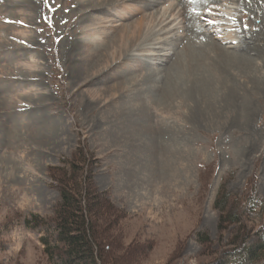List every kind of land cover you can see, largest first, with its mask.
Masks as SVG:
<instances>
[{"label": "rangeland", "instance_id": "1", "mask_svg": "<svg viewBox=\"0 0 264 264\" xmlns=\"http://www.w3.org/2000/svg\"><path fill=\"white\" fill-rule=\"evenodd\" d=\"M81 1L86 0H0V264H54L41 240L54 247L53 223L66 191L62 180L70 183L74 196L81 191L82 197L85 191L96 196L95 215L87 214L98 233L97 239L91 235L98 246L97 264H245L243 247L260 245L264 223L259 206L264 205V99L250 95L258 113L247 128L235 118L237 111L193 122L190 114L200 111L201 103L175 104L164 93V78L157 83L161 90L154 93L153 107L141 114L140 104L130 105L125 90L116 86L118 80L110 77L114 71L104 70L105 54L86 75L78 74L81 49L75 52L73 47L86 40L84 29L92 30L93 22L104 32L120 25L114 19H84L95 4L82 8ZM249 1L242 9L236 0L217 2L236 4L231 20L242 40L236 48L207 33L196 14L183 19L188 7L173 4L171 10L192 36L170 56L181 28H175L177 19H169L173 24L168 33L160 26L162 19H156L154 31L163 35L153 54L171 49L156 67L173 73L180 59L189 63L185 54L190 51L193 66L211 62L220 67L223 79L241 85L244 79L227 67L226 56L264 58V53L255 56L258 39L257 44L248 42L259 33L264 38V0ZM139 18L125 24H136ZM149 31L145 28V34ZM97 92L102 95L98 101L93 96ZM125 109L129 111L123 117ZM133 116L148 117L144 133H137L139 126L133 124L131 133L118 132L116 125L128 124ZM145 139H153L154 146L132 145ZM80 149L82 159L74 161ZM248 149L252 151L246 153ZM221 188L230 196L226 213L237 223L222 224L227 215L215 204ZM33 215L47 225L27 229L25 220L33 222ZM64 252L65 247L58 256L65 257Z\"/></svg>", "mask_w": 264, "mask_h": 264}, {"label": "bare ground", "instance_id": "2", "mask_svg": "<svg viewBox=\"0 0 264 264\" xmlns=\"http://www.w3.org/2000/svg\"><path fill=\"white\" fill-rule=\"evenodd\" d=\"M209 1H210V4H215L219 2L217 0H208L206 2H209ZM236 1L242 7L243 5H246L247 2L248 3L250 2L249 0H236ZM176 2L179 5H187L189 3V0H176ZM90 4L91 5L95 4L94 6H91L92 14L86 15L87 18L85 17L84 19H114L112 22L116 24L118 23L120 25L117 30L112 31V29H108V30H105L106 32H104V31H101L99 26L93 22L91 24V28H93L92 30L88 32L86 29H84L83 34L85 36L83 37H85L86 40L75 43V47H73L75 52L78 51V47L81 49V52H80L81 62L77 64L79 75L81 74L86 75L89 66L96 60V58L100 56V54L103 53L106 55V56L104 55L105 57L104 61L107 63V65L105 62L103 63L105 66L104 70L110 67L111 71L112 72L114 71L113 74H110V77L112 75L114 80L116 81L118 80L117 82L118 84L116 86L125 90V96L129 100H131V102H133V103L129 102L130 105L134 103L140 104L139 106L141 107V111H143L141 114L143 115L145 114L148 108L153 107L154 105L153 98L155 96L154 93L160 92L161 90V85L160 87H158L157 85L158 81L161 80V82L163 83L165 81L164 78H166L167 83H166V88L164 89V93L168 97V99H171L172 97L173 102L175 104L176 102L182 104V101L191 102L190 105L193 102L197 104L201 103L199 106L200 111L194 112V114H190L192 115L191 120L193 122L199 121L200 119H203V120L210 119L208 117H213V116L215 117L219 115L220 112L222 113V111L224 113H227V115L230 113L233 114L235 111H237L235 113L236 115H234L235 118L237 120L239 119L241 121H244L243 124L245 126L248 125L252 121L253 118H255L256 113L258 112L256 110V105L249 97L250 95L257 96L259 101L261 99H264V58L263 60L260 61V59L258 58L251 57V55L253 54L247 56V54L245 53V55L236 56V54L233 55L232 52H230L229 55L226 56L227 61H229L228 62L229 66L227 67H231L234 71H236L240 75L241 78L244 79L241 85H238L236 82L231 80V78L223 79L224 76L222 75L224 73L223 74L221 73L222 71L220 67L215 66L211 62L207 66H205V63L203 65L198 64V65L193 66V64H195L196 62V59L193 58L194 56L189 54L190 51L185 54L187 56V59H190L189 61L186 59L189 63H186L183 59L182 61L180 59L179 62L177 63L178 61L177 59V61H175L178 64L177 69L176 71L173 70L174 71L173 73L172 72L170 73L169 72L170 69L169 70L167 68L160 69L162 67H159V68L156 67L157 65L155 64V62L161 60V58L163 57L168 56L171 49H166V50L161 49L162 51H158V53L162 52L161 54H158V53L156 55L153 54L155 50L153 48L155 46V41H157L158 38L163 34L161 31L159 32L154 31L152 24L156 25V19H162L160 23L162 30L167 29L168 33H170V26L173 24V22H170L169 19L173 18L176 21V19L179 18V16L173 13V11L171 10L172 8H175L173 6L172 0H86V1H81L82 8H86V6L87 5L89 6ZM225 5L229 6L233 4L225 3ZM163 6H166L164 10L160 9V11H158L156 14L149 13L154 8L156 7L162 8ZM226 8L230 10L235 9L233 7H226ZM183 10L184 9H182L181 12ZM216 11H218V9ZM178 14L180 15V12ZM99 15H102V17H100ZM188 16H189V10L188 12L184 13L185 18H188ZM138 17H140L139 18L140 20L136 24H133L131 26L125 24L126 22L131 23L132 19H136V18L138 19ZM146 19L148 20V22L146 21ZM212 19H215V18H212ZM110 27L112 28V26ZM102 28L106 29V27H102ZM145 28L150 30L149 35L145 34ZM194 28L195 27H193V30ZM109 30L112 31L111 34L109 33ZM115 31L118 32L116 37H114L113 35ZM186 36L188 37L189 35L187 34ZM256 38L258 39L257 42L259 44L256 46L254 51H255V56L259 57L260 55L264 53V50L261 49V44H264V38L262 37V35H260L259 33V36L256 35L255 39L252 38L249 41L248 40L247 41L250 42L249 44L251 43L255 44ZM227 39L231 40V42L233 43H235V40H236V38L232 36L228 37ZM243 45H246V43ZM194 47L196 48V45ZM201 47L202 46H200V48ZM195 48L193 49L194 51H195ZM262 48H264V46ZM213 49L215 50V48ZM252 52L253 51L250 50L248 54ZM194 53H197V50ZM201 53L200 51L198 52V54H201ZM162 54H164V56H162ZM202 57L204 58V56ZM199 58L201 57H198L197 59ZM209 59L207 58L206 62L211 61V58ZM254 59L259 60V61H256ZM123 66L124 67L126 66L127 69H124L125 71H120L119 69L123 68ZM202 72L203 74H201ZM178 75H179V78L177 77ZM93 96L98 101L100 99L99 97L102 95H101V92H97ZM192 105L194 106L195 104L193 103ZM194 108H197V106L193 107V109ZM125 110L124 112H122L124 115V116L122 115L123 117H125L126 112L129 111V110H126V111ZM193 111H196V110H193ZM128 115L129 114H127V116ZM139 116L138 118H136L137 116L131 117L134 122L132 120H128L129 121L128 124L121 123V124L116 125L117 127H119V129L117 128L119 130L118 132L121 131V132L131 133V131H128V129L133 124V125L139 126V127H135L137 129V133L138 131L144 133L145 129L148 128L149 119L148 117L139 119ZM152 140L153 139H147L146 142H143L141 140L142 142L141 144L137 145L135 142H133L132 145L135 147L139 145L149 146V147L154 146L153 145L154 143L152 142ZM251 151H252L251 149H248L246 153L251 152Z\"/></svg>", "mask_w": 264, "mask_h": 264}, {"label": "trees", "instance_id": "3", "mask_svg": "<svg viewBox=\"0 0 264 264\" xmlns=\"http://www.w3.org/2000/svg\"><path fill=\"white\" fill-rule=\"evenodd\" d=\"M82 155V149L78 152L76 151L73 155L74 161L82 159ZM79 168L80 167H77V169ZM62 181L66 187V191L62 193L61 210L56 212V219L53 223L54 229L57 231V235L54 240V247L50 244L48 239L41 240L43 245L46 247L45 254L52 259L51 261H53L54 264H97L98 250H96V248H98V246L93 242L91 235L93 234L94 238L97 239L98 233L93 226V222H91L88 218V214H94L95 210L98 208L96 196L85 191V195L82 197L83 191H81L82 193L77 192L75 197L71 190H69L70 183L65 180ZM220 190H222V188ZM83 201L85 202V206L82 204ZM237 201L238 199L236 198L233 203ZM215 204L219 211L227 215L226 210L229 208L230 204L229 194L223 190L219 191ZM259 204L260 208L263 210L264 205L260 202ZM255 206L256 205L253 202L250 204V208L252 210L255 209ZM262 213L263 212L261 211V215ZM227 220H230L232 223H237L236 219H231L230 214L226 217H222V224L229 222ZM32 221L33 222L25 220L27 229H35L43 226L44 224V221L41 222L42 219H40L37 215L32 216ZM260 232H262V235L260 236V245H258L259 248L254 245L252 247H243V255L246 257L243 259L245 264L261 263V257L263 256L261 250H264V223L262 231ZM260 232L258 234H260ZM205 240H207V238H201L202 242ZM64 247L65 252L63 253V256L65 257H59L58 251ZM104 249V251H106V247H104ZM240 252L241 251L238 253ZM59 258H61V260L56 261ZM220 264H224V261L220 262Z\"/></svg>", "mask_w": 264, "mask_h": 264}]
</instances>
